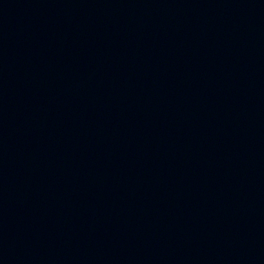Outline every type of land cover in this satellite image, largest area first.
Listing matches in <instances>:
<instances>
[{
  "label": "water",
  "instance_id": "obj_1",
  "mask_svg": "<svg viewBox=\"0 0 264 264\" xmlns=\"http://www.w3.org/2000/svg\"><path fill=\"white\" fill-rule=\"evenodd\" d=\"M252 11H264V0H0V58L171 21Z\"/></svg>",
  "mask_w": 264,
  "mask_h": 264
}]
</instances>
